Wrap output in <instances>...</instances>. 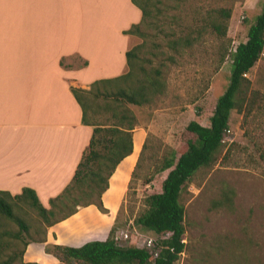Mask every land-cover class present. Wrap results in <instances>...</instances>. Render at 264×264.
<instances>
[{
	"label": "trees",
	"instance_id": "1",
	"mask_svg": "<svg viewBox=\"0 0 264 264\" xmlns=\"http://www.w3.org/2000/svg\"><path fill=\"white\" fill-rule=\"evenodd\" d=\"M130 1L139 9L140 19L121 33L137 36L141 41L124 52L126 71L113 77L94 79L86 89L69 87L80 107L81 123L91 128L88 143L70 181L60 193L49 198L48 207L42 206L28 187H22L13 195L0 190V264H36L22 260L25 246L29 242H44L47 227L69 217L80 207L92 204L98 211L107 212L102 206L101 194L107 188L115 166L132 149L131 134L136 118L127 104L144 105L152 96L162 93L165 88L163 68L166 62L174 60L172 54L165 55L159 49L158 41L149 39L152 33L147 30L155 28L158 8H163L165 1ZM230 11V8L215 9L207 19L201 18L192 27V32L198 35L207 26L216 36H224ZM159 32L169 35L164 46L173 53L178 52L179 46H189L194 38L188 35L174 38L170 31L163 29ZM263 47L264 0L260 12L246 30L245 40L230 53L228 83L215 99L208 124L202 125L195 120L186 123L184 128L194 136L193 139L187 140L178 154L170 149L163 157L160 166L167 171L159 183V191L142 198L143 208L132 219L137 228L163 236L153 247L157 250L156 256L141 247L117 244L114 238L119 226L117 215L105 239L86 241L76 247L45 244L44 252L53 255L60 264H174L184 249V208L180 193L198 168L216 161L222 147L220 139L228 128L230 111L235 110L245 117L260 98L256 90L249 88L250 81L243 73L253 66ZM59 62L61 64V60ZM84 65L86 61L82 60L80 66ZM96 105L101 106L100 113ZM144 145L143 142L129 181L134 176ZM232 196V189L228 188L220 199L211 202V206L229 207Z\"/></svg>",
	"mask_w": 264,
	"mask_h": 264
},
{
	"label": "rangeland",
	"instance_id": "2",
	"mask_svg": "<svg viewBox=\"0 0 264 264\" xmlns=\"http://www.w3.org/2000/svg\"><path fill=\"white\" fill-rule=\"evenodd\" d=\"M163 1L155 28L147 30L152 33L149 39L158 41L159 49L165 55L172 54L174 60L163 68L162 93L144 105L127 104L135 115L136 126H142L146 136L134 176L116 212L119 226L114 237L121 246H140L146 237L154 243L163 238L137 228L132 219L143 208L142 198L159 191L167 171L160 166L163 157L170 149L178 154L185 142L193 139L184 128L186 123L195 120L208 124L215 99L228 83L230 53L245 40L246 30L260 12L263 0ZM217 8L231 10L224 36H216L207 26L198 35L192 32L201 18L207 19ZM159 29L170 31L174 38H194L189 46H179L173 53L164 46L169 35L164 36ZM130 37V47L141 41L137 36ZM67 62L65 59L61 63L65 66ZM245 77L260 98L245 117L230 111L226 134L230 140L222 145L213 164L198 168L185 183L180 193L184 249L174 264H264V47ZM96 109L100 113L101 106L96 105ZM133 157L136 153L126 162ZM115 177L112 190L120 181ZM228 188L233 192L231 205L212 207L211 202L220 199Z\"/></svg>",
	"mask_w": 264,
	"mask_h": 264
},
{
	"label": "crops",
	"instance_id": "3",
	"mask_svg": "<svg viewBox=\"0 0 264 264\" xmlns=\"http://www.w3.org/2000/svg\"><path fill=\"white\" fill-rule=\"evenodd\" d=\"M139 19L130 0H0V190L13 195L28 187L48 207L70 181L91 128L81 123L69 87L86 89L94 79L123 73L132 39L121 31ZM145 136L135 125L131 152L101 194L107 212L78 208L47 227L44 242H29L24 262L60 264L45 244L76 247L106 238ZM114 176L120 181L112 190Z\"/></svg>",
	"mask_w": 264,
	"mask_h": 264
},
{
	"label": "built area",
	"instance_id": "4",
	"mask_svg": "<svg viewBox=\"0 0 264 264\" xmlns=\"http://www.w3.org/2000/svg\"><path fill=\"white\" fill-rule=\"evenodd\" d=\"M243 76H245V73H243ZM228 132V128L224 131L222 138L220 139V143L223 145L227 142V140H230L227 138L226 134ZM116 240V237H114ZM155 243L153 241V239L151 237H146L142 240V243L140 246H136V247H141L146 249L150 254H152V256H156L157 250H153Z\"/></svg>",
	"mask_w": 264,
	"mask_h": 264
}]
</instances>
